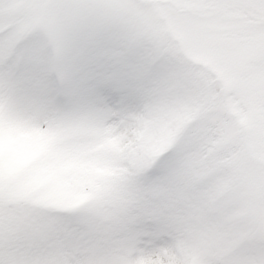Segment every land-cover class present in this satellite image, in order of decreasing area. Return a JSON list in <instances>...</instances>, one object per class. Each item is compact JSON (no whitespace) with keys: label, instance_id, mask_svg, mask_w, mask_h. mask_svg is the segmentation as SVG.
<instances>
[{"label":"clouds","instance_id":"9594fccd","mask_svg":"<svg viewBox=\"0 0 264 264\" xmlns=\"http://www.w3.org/2000/svg\"><path fill=\"white\" fill-rule=\"evenodd\" d=\"M0 264H264V0H0Z\"/></svg>","mask_w":264,"mask_h":264}]
</instances>
